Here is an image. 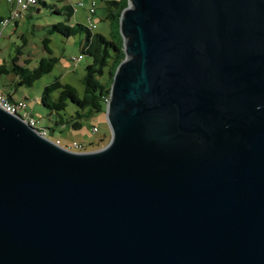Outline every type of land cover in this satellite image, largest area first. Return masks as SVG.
Segmentation results:
<instances>
[{
    "label": "water",
    "instance_id": "obj_1",
    "mask_svg": "<svg viewBox=\"0 0 264 264\" xmlns=\"http://www.w3.org/2000/svg\"><path fill=\"white\" fill-rule=\"evenodd\" d=\"M102 149L0 109V264H264V0H128Z\"/></svg>",
    "mask_w": 264,
    "mask_h": 264
},
{
    "label": "rangeland",
    "instance_id": "obj_2",
    "mask_svg": "<svg viewBox=\"0 0 264 264\" xmlns=\"http://www.w3.org/2000/svg\"><path fill=\"white\" fill-rule=\"evenodd\" d=\"M50 7L39 5V13L30 14L18 30V33L11 34V27L5 29L3 37L0 38V65L4 62L9 63L15 55L16 48L22 47L25 57H30L31 62L29 69L37 66L42 58L53 57L57 59L52 71L43 75L39 80L35 81L31 87H17V91H11L10 95L14 100H24L27 105L26 112L37 122V128L47 131V139L52 142H58L59 146L75 152L73 144L77 143L87 152L97 151L104 148L111 139L110 128L104 112L92 115L90 118L84 119L81 128L77 130L71 129L69 126L59 127L55 125L56 116L43 108L39 103L42 91L45 86L52 83L55 79H60L63 84L71 85L82 97L83 85L81 80L85 74V68L91 63V59L82 55L81 48L84 42V35H76L64 38L59 34L51 33L49 30L52 25L57 23H65L69 26L80 24L88 27L90 24V16L87 12L90 6V0L84 1V9L74 12L70 18L66 15H56L53 12L54 7L59 9L67 6H73L80 0H44ZM110 0H102L96 8V14L91 18L96 24L94 33L108 37L109 24L105 21L104 2ZM7 12V6L4 0H0V16ZM22 36V37H21ZM50 40L48 47L51 55L44 50L43 39ZM83 56L78 63L74 62L75 58ZM22 63V61H21ZM23 64V63H22ZM6 77H0V93L5 90V95L9 92L7 87L3 89L2 84H7ZM74 108L68 107V113L73 114ZM96 128V132H93Z\"/></svg>",
    "mask_w": 264,
    "mask_h": 264
},
{
    "label": "trees",
    "instance_id": "obj_3",
    "mask_svg": "<svg viewBox=\"0 0 264 264\" xmlns=\"http://www.w3.org/2000/svg\"><path fill=\"white\" fill-rule=\"evenodd\" d=\"M101 3L102 0H98V4ZM127 3L128 0L104 2L105 21L108 22L110 28L108 37L94 33L93 30L80 24L69 26L65 23H57L51 26L49 34H59L64 38L79 34L84 35L81 52L82 55L91 59V63L86 66L85 74L81 80L84 90L82 97L77 94L75 88L63 84L58 78L44 87L39 103L50 113L55 114L56 126H69L71 129L77 130L81 128L84 119L104 112L106 102L109 99L113 75L118 65L125 58L119 20L121 13L127 7ZM39 5L50 7L44 0H37V4L26 11L24 17L31 11L39 13ZM53 12L56 15L64 14L70 18L74 10L73 6L61 9L54 7ZM49 42L48 38L43 39L44 50L48 55H51L48 47ZM22 47L16 48L15 55L9 63L4 62L0 65V77H6L8 81L6 87L12 91H17L19 86L31 87L43 75L50 73L57 62V59L53 57L42 58L35 68L29 69L28 65L31 62L29 59L31 58L25 57L21 50ZM7 97L12 99L10 92L7 93ZM68 107L74 108L73 114L68 113ZM84 152L87 151L84 150Z\"/></svg>",
    "mask_w": 264,
    "mask_h": 264
},
{
    "label": "built area",
    "instance_id": "obj_4",
    "mask_svg": "<svg viewBox=\"0 0 264 264\" xmlns=\"http://www.w3.org/2000/svg\"><path fill=\"white\" fill-rule=\"evenodd\" d=\"M84 1L80 0L73 5L74 12H77L79 9H84ZM5 4L9 7V14L3 18H0V38L3 37L5 29L9 26H14L18 21H20L26 11L34 7L37 4V0H4ZM98 0H90V6L87 10L90 18L89 29L95 30L96 24L92 22L91 18L95 14L97 8ZM82 59V56L75 58L73 61L78 63ZM0 109L11 115H17L20 117L29 127L38 131V133L46 137L47 131L45 129L37 128V122L33 119L27 112V105L24 100H14L9 99L5 93H0ZM96 128H93V132H96ZM56 145H59L58 142H55ZM73 148L76 150V153L84 152V149L81 145L74 143ZM70 151V150H69ZM73 152V151H71Z\"/></svg>",
    "mask_w": 264,
    "mask_h": 264
},
{
    "label": "crops",
    "instance_id": "obj_5",
    "mask_svg": "<svg viewBox=\"0 0 264 264\" xmlns=\"http://www.w3.org/2000/svg\"><path fill=\"white\" fill-rule=\"evenodd\" d=\"M7 6V5H6ZM33 11H31L30 13L26 14L25 17H23L20 21L17 22V24H15L14 26L11 27V34L15 35L18 33V30L20 29V27L23 25L24 21L30 16V14ZM9 14V7L7 6V12L4 15H1L0 18H3L5 16H7ZM22 37V36H21ZM7 84H2L3 89H6ZM8 89V88H7ZM9 92H11L12 90H9ZM13 92V91H12ZM1 93H5V90H2ZM13 99V98H12Z\"/></svg>",
    "mask_w": 264,
    "mask_h": 264
}]
</instances>
